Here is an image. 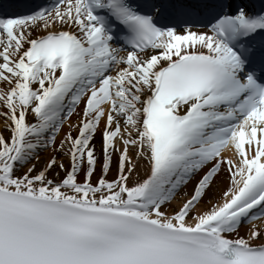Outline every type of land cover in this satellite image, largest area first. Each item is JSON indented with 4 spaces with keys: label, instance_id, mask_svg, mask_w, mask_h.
<instances>
[{
    "label": "snow or ice",
    "instance_id": "1",
    "mask_svg": "<svg viewBox=\"0 0 264 264\" xmlns=\"http://www.w3.org/2000/svg\"><path fill=\"white\" fill-rule=\"evenodd\" d=\"M0 264H264V0H0Z\"/></svg>",
    "mask_w": 264,
    "mask_h": 264
}]
</instances>
